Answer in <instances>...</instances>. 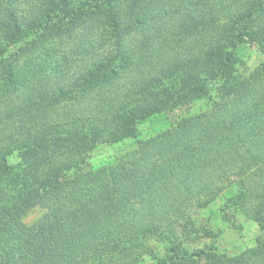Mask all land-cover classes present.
Wrapping results in <instances>:
<instances>
[{
    "label": "trees",
    "instance_id": "1",
    "mask_svg": "<svg viewBox=\"0 0 264 264\" xmlns=\"http://www.w3.org/2000/svg\"><path fill=\"white\" fill-rule=\"evenodd\" d=\"M123 1L147 0H0V264H264V61L247 71L234 53L248 41L264 54L255 17L264 0L225 4L226 34L148 80L120 39ZM93 19L116 38L114 51L80 80L58 81L68 53L45 46ZM33 54L40 59L20 65ZM193 106L138 138L146 119ZM134 138L114 162L89 166L99 144ZM223 197L259 230L234 254L220 248L222 229L194 218ZM35 207L43 213L28 224Z\"/></svg>",
    "mask_w": 264,
    "mask_h": 264
},
{
    "label": "rangeland",
    "instance_id": "2",
    "mask_svg": "<svg viewBox=\"0 0 264 264\" xmlns=\"http://www.w3.org/2000/svg\"><path fill=\"white\" fill-rule=\"evenodd\" d=\"M158 1L160 0H147L135 4L134 7L128 6L129 3L126 1L118 4L121 10L120 14H122L120 39L123 46L128 49L127 55L130 56L128 60L132 64L133 61L141 62V65L146 64V67H143L144 74L141 76L144 80L160 74L158 71L160 63L181 64L213 46L220 36L226 34L222 25L227 23V16H229L231 8L228 9L226 6V10H229L228 13L223 7L225 4L233 2L232 0H195L198 5L193 6L188 0H184V3L179 0L177 4L179 8H175V10L170 9L171 6H167L166 9L165 6L159 7V9L155 8ZM260 9V7L257 9L255 17L261 13V17L264 19V6L262 7L263 11ZM184 25L186 28L196 26L188 31H183ZM70 27H72V31L69 35H64L45 46L46 52L54 49L68 53L69 61L61 68L57 76L60 77L58 81L62 83L71 82L74 78L80 80L82 73L91 63L101 60L114 51L116 42V38L113 37L110 30L108 31L104 23L98 19L86 23L79 21ZM234 53L235 58L242 63L247 71L254 70L264 61V54L260 51L259 46L248 41L238 43L234 48ZM33 55L36 57H29V61L28 58L27 61L21 59L20 65L26 68L30 61L40 59L36 54ZM119 67L121 68V65ZM149 67H151V71H147ZM126 70L129 72V65ZM49 74L48 83L57 82L58 78L54 74ZM198 108L199 106L182 107L154 115L140 124L138 138L153 136L173 126L181 116L193 113ZM135 140L134 138L116 144H99L89 152V166L114 162L126 151L135 147ZM230 193L231 190H227V194ZM194 212L195 220L202 226H209L212 230H223V237L219 244L220 248L229 254L238 253L246 247L253 246L254 239L259 234L257 224L242 216L234 215L226 207L224 197L217 199L216 203L196 209ZM42 213V208H32L24 220L30 224ZM197 244V242L191 241L189 247L197 246ZM158 249H161L160 245Z\"/></svg>",
    "mask_w": 264,
    "mask_h": 264
}]
</instances>
